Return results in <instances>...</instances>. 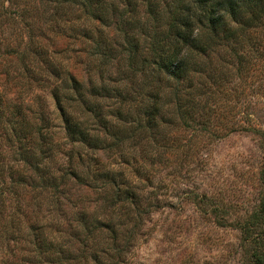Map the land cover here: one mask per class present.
Instances as JSON below:
<instances>
[{"label":"rangeland","instance_id":"374dc122","mask_svg":"<svg viewBox=\"0 0 264 264\" xmlns=\"http://www.w3.org/2000/svg\"><path fill=\"white\" fill-rule=\"evenodd\" d=\"M3 4L0 133L1 126L8 122L16 126L17 132L33 133L34 143L29 146L34 149L45 141L52 148L46 153L47 164L58 174L66 166L68 155L81 149L70 146L64 135L51 89L61 88L62 75L58 71L62 67L84 81L95 66V59L89 58L87 51L89 43L78 35L84 21L77 18L73 9L65 7L68 12L65 20L57 17L51 22L54 4L45 5L44 0H3ZM14 15L23 16L17 19ZM255 61L238 73L236 59L222 52L213 55L211 66L220 62L223 67L213 69L207 79L199 76L200 82H206L202 89L206 94L201 93L197 104L189 106L194 111L189 123L202 122L199 126L207 131H196L182 126L176 118L165 117L155 137L148 141L150 163L144 162L143 166H139V159L146 154L140 153L141 150L133 153L139 160L137 164L128 155L119 161L108 150L97 149L92 153V168L115 175L119 181L122 178L123 193L132 195L134 191L133 204L128 203L129 199L121 200L115 210L110 209L104 202L105 190H93L88 182L81 185L66 182L62 201L52 208L46 204L49 192L19 190V202L15 204L16 208L20 205L26 210L25 225L36 228L39 224L42 229L38 238L70 243L77 250L83 237L81 224L87 219L91 223H114L119 228L115 244L103 235V239L95 237L93 245L89 243L106 251L105 264H248L239 224L259 205L263 190L260 176L264 170L261 138L242 129L264 130V58ZM216 73L222 76L221 80L215 77ZM12 159L5 139L0 138V168L19 169ZM121 171L123 174L119 175ZM125 182L128 183L124 185ZM138 208L145 212L136 215ZM22 228L27 239L17 245L23 251L14 252L18 258L27 259L34 248L27 242V229ZM123 238L129 239L122 241ZM258 240L264 248V219ZM5 244L0 237V264L20 263L19 259L5 257ZM9 244L10 248L16 247ZM118 247L120 254L112 258ZM46 252L37 249L36 259L53 258Z\"/></svg>","mask_w":264,"mask_h":264},{"label":"trees","instance_id":"16d2710c","mask_svg":"<svg viewBox=\"0 0 264 264\" xmlns=\"http://www.w3.org/2000/svg\"><path fill=\"white\" fill-rule=\"evenodd\" d=\"M44 2L45 5L54 4L51 22L57 17L65 20L68 14L65 7L78 13L77 18L84 21L78 35L89 43L87 51L89 58L95 59V66L85 75L84 81L62 67L58 71L62 75L61 88L51 89L64 135L70 146L81 149L68 155L67 164L60 173H53L47 164L49 156L46 153L51 147L45 141L36 150L33 145L29 146L34 143L33 133L17 132L16 126L8 122L1 126L0 138L5 139L12 152V162L19 167L7 166L5 171L0 168V237L6 242L4 255L21 261H11L12 264H23L24 261L25 264H105L106 251L93 248L89 243L93 245L95 237L103 239L104 236L115 244L119 239L118 225L96 222V219V223H91L87 219L81 224L83 237L79 239L77 250H73L70 243L46 242L44 237L38 238L42 229L39 224H36L38 230L31 224L25 225L28 223L26 210L20 205L16 208L15 204L19 202L18 191H47L46 204L52 208L62 201L66 182L76 185L88 182L93 190H105L104 202L110 209L115 210L121 200L129 199L128 203L133 204L134 191L132 195L123 193L122 178L119 181L115 175L92 168V153L97 149L112 151L119 161L128 155L136 164L140 160L139 166H143L144 162L150 163L147 161L149 151L146 147L151 146L148 141L155 137L160 121L165 117L176 118L182 126L196 131H207L206 127L199 126L202 122L189 123V120L193 121L190 118L194 113L189 106L197 104L201 93L202 96L206 94L202 90L206 82H200L199 76L207 79L213 69L223 67L220 62L211 66L213 55L219 52L236 59L235 71L238 73L245 69V65H254L255 60L264 58V0ZM0 7L4 8L3 0ZM215 77L222 79L217 73ZM0 106L3 108L1 95ZM242 129L258 134L264 145V130ZM39 135L43 139L40 132ZM138 150L146 155L137 161L133 153ZM122 168L119 169L125 171ZM122 171L119 175L123 174ZM260 181L263 190L259 205L239 224L248 264H264V248L258 244L259 227L264 219V170ZM36 206L39 213L41 204ZM144 212L138 208L136 215ZM23 226L29 234L27 242L34 248L27 259L18 258L14 252L23 251L17 246L23 244L22 239H27L23 236ZM125 239L129 238L122 241ZM9 243L16 247L10 248ZM37 249L45 254L49 251L53 258L36 259ZM120 251V247L116 248L112 258Z\"/></svg>","mask_w":264,"mask_h":264}]
</instances>
